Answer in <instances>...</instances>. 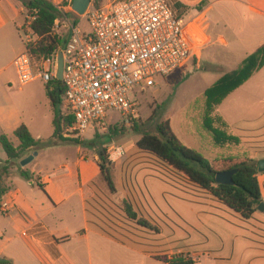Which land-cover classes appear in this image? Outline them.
I'll return each mask as SVG.
<instances>
[{"label": "crops", "instance_id": "1", "mask_svg": "<svg viewBox=\"0 0 264 264\" xmlns=\"http://www.w3.org/2000/svg\"><path fill=\"white\" fill-rule=\"evenodd\" d=\"M49 1L61 4L64 0ZM214 2H221V8L212 19L205 16L209 9L206 0H196L194 7L175 0L171 10L177 18L200 26L204 43L210 41L212 48L220 45L227 56L242 62L264 45V0ZM26 20L27 13L19 2L0 0V135H6L14 146L19 143L12 142L13 133L22 125L41 142L44 131L50 139L54 132L53 110L45 84H36L39 80L21 88L29 87L27 94L31 96L22 98L21 107L2 106L4 90L16 83L15 78L4 80L3 75L13 69L14 59L25 50L21 28ZM62 30L58 37L64 39ZM263 70L216 109L229 133L240 142L239 150L227 155L226 161H244V156L264 160ZM247 87L254 91L245 93ZM27 99L33 103L29 105ZM136 142L133 147L119 146L108 153L112 171L117 172V189L123 195V212H119L125 224L113 217L107 185L98 167L99 152L93 151V144L54 143L37 151L26 167L13 164L3 197L11 203L10 212L0 215V264H81L83 257L91 264L92 241L127 251L137 262L164 264L144 249L151 247V234L158 238L153 242L158 250L166 248L161 230L166 228L167 219L174 228V246L183 245L182 253L196 264L201 259L213 264H264V212L256 209L251 218H241L155 156L139 150ZM66 153L69 157L63 156ZM256 179L264 205V173H257ZM126 207L137 219L152 224L153 230L129 219ZM151 216L156 218L151 221Z\"/></svg>", "mask_w": 264, "mask_h": 264}, {"label": "built area", "instance_id": "2", "mask_svg": "<svg viewBox=\"0 0 264 264\" xmlns=\"http://www.w3.org/2000/svg\"><path fill=\"white\" fill-rule=\"evenodd\" d=\"M62 15L53 34L66 31L65 44L47 59L34 62L31 45L37 41L27 16L22 26L25 50L13 61L16 82L23 88L36 80L45 85L55 79L57 56L62 54L63 118L70 120L63 138L83 141L90 128L105 130L107 112L129 125L138 104L134 89L154 88L156 79L177 70L204 47L201 27L175 16L165 0H113L100 8H87L90 33L64 16L72 0L53 4ZM118 151V149H115ZM11 203L1 201L0 215L8 216Z\"/></svg>", "mask_w": 264, "mask_h": 264}, {"label": "trees", "instance_id": "3", "mask_svg": "<svg viewBox=\"0 0 264 264\" xmlns=\"http://www.w3.org/2000/svg\"><path fill=\"white\" fill-rule=\"evenodd\" d=\"M26 11L27 16L33 18L30 28L37 38L32 44L30 55L34 62L47 59L55 53L58 48L65 44V40L53 34L54 23L61 19V14L49 0H16ZM103 0H92L93 8L102 7ZM72 12H65L67 18L74 16ZM264 67V45L253 54L247 56L240 67L220 78L212 87L204 93V122L203 128L210 135L213 146L217 149L227 147H239V140L232 136L227 125L216 114L219 105L233 92L244 85L255 73ZM63 85L54 79L45 85L46 96L53 110V142L71 143L78 145V141L63 138L65 127L70 120L63 118ZM132 119V131L140 137L136 147L146 153L155 156L165 163L170 169L185 177L190 183L210 194L214 199L223 204L230 211L247 220L255 213L261 204V196L257 183V161L245 157V160L229 166L226 169L214 170L212 164L198 151L185 147L172 134L169 122H163L156 126L154 133L139 132V127ZM13 136L18 141L14 146L6 135H0V145L7 160L0 162V203L8 192L6 180L13 164L23 160L29 152H36L42 147V142L31 137L27 128L22 125L18 127ZM97 151V150H96ZM227 163V162H224ZM231 164L230 162H228ZM110 162L104 150L99 153V170L105 184L110 189ZM237 170L232 176L231 185H222L216 182V175L220 172ZM26 177L25 174H22ZM127 217L145 229L153 227L144 220L137 219L129 208H125ZM164 264H196L191 258L178 256L172 259L157 258Z\"/></svg>", "mask_w": 264, "mask_h": 264}, {"label": "rangeland", "instance_id": "4", "mask_svg": "<svg viewBox=\"0 0 264 264\" xmlns=\"http://www.w3.org/2000/svg\"><path fill=\"white\" fill-rule=\"evenodd\" d=\"M111 1L113 0H103V3L102 1L100 3L104 6ZM177 1L187 7H194L196 5V0ZM214 1L215 0H206V5H208L209 9L206 11L205 16L210 19L214 18L218 10L221 8V2ZM165 2L169 8H174L175 0H165ZM204 5L205 3L201 7L203 8ZM200 8L195 7V9ZM67 19L70 23L78 25L81 33H90V28L86 19L77 15L69 18L67 17ZM185 19H187V17H185ZM215 31L217 34L221 33L219 30ZM66 34V31L62 30L61 36L65 37ZM205 46L206 49H204ZM240 61L239 58H231L227 56L221 49L220 45L216 44L215 47L212 48L210 41H207L204 43V47L197 57L190 56L186 62L169 76L156 79L157 85L154 88H135L133 94L129 97L138 104L135 123L139 127V132L154 133L157 125L168 121L172 134L180 141V143L185 147L192 148L202 154L210 161L214 170L220 171L242 162L241 160L226 161L228 158L225 159V157L229 154H234V151L236 149L239 150V147H227V149L224 148V150L215 148L212 146L210 135H208L203 128L205 91L212 87L224 75L237 70L242 63ZM262 74L264 76V70L262 71ZM3 78L4 80L16 79L14 69L8 70L5 75H3ZM36 84L43 86L41 80L37 81ZM19 88L17 82L13 83L10 88L6 87L3 93L4 100L2 103L4 108L8 109L15 105L21 107V103H24L22 98L24 99L29 95L27 94L29 87L24 89L20 88L21 91ZM250 91L253 92L254 88L249 89L247 87L245 93H250ZM29 97L31 96L29 95ZM243 97H246L245 94ZM27 103L31 105L33 102H31L30 99H27ZM118 119L116 113L112 111L107 112L105 130L90 128L84 135L83 141H81V147L93 144L94 152L97 150L96 152L100 153L101 150H104L107 157L112 148L119 146L123 147L125 145L133 147L140 136L132 131V120L129 125H126L122 120L119 121ZM43 135L42 147L40 149H45L54 144L53 140L48 138L49 136H46L47 134L45 131ZM11 140L15 145L18 144L17 139L12 138ZM64 145L77 146L76 144L71 143ZM67 152L71 153L72 151L68 148ZM63 156L69 157V154L66 153ZM245 157L248 156H244L243 158ZM1 160H6V155L0 145V162L3 163L4 161ZM110 179L112 181V188L109 189L107 187V189H105L108 195L107 199L111 200L110 204L112 206L111 209L114 211V219L120 224H125L122 220L123 216L119 212H123V195L120 194L117 189V172L114 170L112 171L111 166ZM150 218L151 221H153L156 217L151 216ZM161 231L166 239V248L164 250H158L157 245L153 244V242L158 241V238H155V236L151 234V247L148 250L144 249L145 254L147 253V255H150L153 258L159 257L172 259L179 255L187 257L186 253H182V251L185 250L183 245L178 244L177 246H174V228L172 225H169L168 219L166 228ZM134 237L140 238L138 234H134ZM161 240L160 237V241ZM89 251L91 255V264H157L152 261L137 262L136 259H133L135 257L131 256L129 252L105 246L103 242L98 244L97 242L94 243L92 241ZM86 258H88L87 253ZM82 259L81 264H86L84 262V257ZM199 264L213 263L201 259Z\"/></svg>", "mask_w": 264, "mask_h": 264}, {"label": "water", "instance_id": "5", "mask_svg": "<svg viewBox=\"0 0 264 264\" xmlns=\"http://www.w3.org/2000/svg\"><path fill=\"white\" fill-rule=\"evenodd\" d=\"M92 0H72L71 9L73 13L79 17L84 16L87 8L90 6ZM55 79L59 82L62 80V54L59 53L57 56V71ZM37 156V153L34 152L31 156H28L19 162V165L24 168L29 165L33 158ZM237 170H229L225 172L217 173L216 182L222 185H231L232 176L236 173ZM257 173H264V160L258 161L257 164ZM259 212H264V205L260 204L257 207Z\"/></svg>", "mask_w": 264, "mask_h": 264}]
</instances>
